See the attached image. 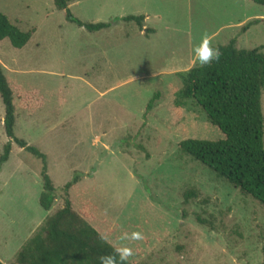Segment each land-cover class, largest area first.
Wrapping results in <instances>:
<instances>
[{
	"label": "rangeland",
	"instance_id": "1",
	"mask_svg": "<svg viewBox=\"0 0 264 264\" xmlns=\"http://www.w3.org/2000/svg\"><path fill=\"white\" fill-rule=\"evenodd\" d=\"M68 8L84 23L145 20L143 30L119 22L89 33L53 0H0L13 25L35 31L20 49L1 40L0 65L14 92L15 136L47 157L50 213L78 175L68 192L73 210L113 247L131 248L133 264H264V207L179 151L186 139L221 135L192 102L175 106L176 74L200 66L194 48L203 38L264 54V9L249 0H69ZM253 19L260 21L240 32ZM261 106L264 115V91ZM3 116L0 100V155ZM40 169L14 145L1 167L3 264L14 263L47 216ZM188 190L197 197L185 202ZM124 233L142 239L122 240Z\"/></svg>",
	"mask_w": 264,
	"mask_h": 264
},
{
	"label": "trees",
	"instance_id": "2",
	"mask_svg": "<svg viewBox=\"0 0 264 264\" xmlns=\"http://www.w3.org/2000/svg\"><path fill=\"white\" fill-rule=\"evenodd\" d=\"M249 1L264 9V0ZM53 3L56 10L65 13L69 23L89 33L107 30L119 22L134 24L140 30L144 27L143 15L117 17L109 22L95 24L84 23L69 10V0H53ZM259 21L253 19L243 24L240 32L244 33ZM34 33L33 29L21 31L0 13V41L8 39L13 48L20 49ZM214 48H218L221 53L218 61L176 74L181 88L175 106L192 102L205 114L209 124L218 130L221 137L217 140L186 139L178 144V149L242 195L264 207V115L261 106L264 54L262 48L237 49L234 40ZM13 93L10 81L0 65V100L4 110L2 125L7 139L0 155V170L9 159L12 145L37 159L41 163L42 187L38 203L47 216L33 236L17 251L12 264H100L102 256L114 254L117 248L73 210L68 192L80 181L78 175L62 189V208L50 213L56 197L47 172V157L36 147L15 136ZM158 99L159 94L156 93L148 101L143 116L145 119ZM183 197L188 202L197 195L194 190H188ZM0 264L3 263L0 261ZM127 264L133 263L128 260Z\"/></svg>",
	"mask_w": 264,
	"mask_h": 264
},
{
	"label": "clouds",
	"instance_id": "3",
	"mask_svg": "<svg viewBox=\"0 0 264 264\" xmlns=\"http://www.w3.org/2000/svg\"><path fill=\"white\" fill-rule=\"evenodd\" d=\"M210 41L203 38L201 43L194 48L195 59L199 62L200 66H207L213 61H218L220 58V51L218 48L210 46ZM122 240H140L142 235L140 233H132L131 235L124 233L121 237ZM133 256L131 248L124 246L115 249L114 254L102 256L100 264H127L129 257Z\"/></svg>",
	"mask_w": 264,
	"mask_h": 264
}]
</instances>
